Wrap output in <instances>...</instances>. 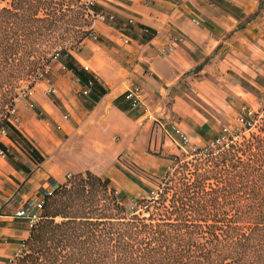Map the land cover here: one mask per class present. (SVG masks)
I'll list each match as a JSON object with an SVG mask.
<instances>
[{
	"label": "crops",
	"instance_id": "1",
	"mask_svg": "<svg viewBox=\"0 0 264 264\" xmlns=\"http://www.w3.org/2000/svg\"><path fill=\"white\" fill-rule=\"evenodd\" d=\"M94 7L113 18L97 19L98 39L81 41L83 51L71 57L75 67H89L96 88L81 102L79 79L52 68L51 84H35L34 109L21 104L10 120L37 157L0 137L26 168L0 155V264L20 252L29 232L14 212L40 187L90 171L126 199L142 195L141 183L163 177L178 155L164 125L176 123L190 140L204 142L227 129L224 121L240 107L260 103L264 0H95ZM133 85L145 107L124 98Z\"/></svg>",
	"mask_w": 264,
	"mask_h": 264
},
{
	"label": "trees",
	"instance_id": "2",
	"mask_svg": "<svg viewBox=\"0 0 264 264\" xmlns=\"http://www.w3.org/2000/svg\"><path fill=\"white\" fill-rule=\"evenodd\" d=\"M55 5L9 0L0 7V131L27 148L9 120L19 83L47 61L66 12L80 15L75 19L88 9L97 12L94 3L81 0L75 10ZM64 67L82 86L92 80L91 91L96 88V80L71 59ZM228 138L215 149H196L188 161L176 157L174 173L149 177L156 196L141 183L147 195L130 197L132 209L109 179L90 171L68 176L45 199L41 219L12 264H264V120L249 138ZM0 152L14 168L26 170L11 161L1 142Z\"/></svg>",
	"mask_w": 264,
	"mask_h": 264
},
{
	"label": "rangeland",
	"instance_id": "3",
	"mask_svg": "<svg viewBox=\"0 0 264 264\" xmlns=\"http://www.w3.org/2000/svg\"><path fill=\"white\" fill-rule=\"evenodd\" d=\"M81 1L85 3H88V1H92L95 4V0H81ZM8 2L9 0H0V7L6 6ZM75 2H77V0H56L57 5H55V7L56 8L71 7V10H75V6H74ZM87 13L88 15L85 13L83 17L78 18L79 19L78 21V19H75V17H78L80 15H78L77 13H74V11L66 12V16H64V19H66L67 21L65 24H63L61 29L54 32V36L56 37L55 39L57 40L58 44L51 50L50 54L48 55L47 61H44L42 65L29 78L19 83V87L16 91V95L13 97V100H12V109H14V111L10 116V120L17 118L16 117V111H17L16 107L21 104L25 105V109L29 111L31 109L33 110L34 104H33V101L30 99V96H32L34 89H36L35 84H37L40 81H45V80H48V82L51 84L52 80L50 77V70L55 67L57 68V70L61 69V66L64 67V62L67 61L68 58L69 60L71 59V61H73L71 54H75V53L83 51V44L81 43V41L86 40V41L91 42V39H90L91 34L96 33V30H95L96 23L92 15L89 13V11ZM79 31H82V32L79 33ZM56 52L58 53V55H55ZM63 52H66L69 55L67 59H64L62 57ZM73 77H74L73 80H75V77L77 76L74 75ZM49 83H45V88H44V92L47 95L52 94L51 91H53ZM74 92H75V89H74ZM258 97H259L260 103L256 104L254 107H251V109L256 114H255V119L252 120V126L250 128L247 129V128L242 127L240 124H238V122L235 119L236 113L240 111L241 109L240 107L237 111H235L233 119H228L224 121L223 126L227 128V131L226 132L220 131L219 135L217 136L219 137L220 135H224V139L221 141V143L211 146L210 143L214 139L217 138L215 135H213L212 137L209 136L204 142H201L196 139L195 140L191 139L190 144L196 147V149L199 148V149L205 150L207 147L215 149L217 146H220L223 143L227 142L229 140L228 138L229 136L234 138L235 141L240 142V141H243L244 139L249 138L251 133L258 132V128L260 127V125L262 124L264 120V92L260 93ZM77 98L81 102H84L83 100L87 99L85 98V96L83 97L78 96ZM85 104L88 105V103H85ZM40 117L41 115L40 116L36 115V118L34 119H37V118L40 119ZM0 137H2V134H0ZM16 140L18 142L17 144L19 145L18 147H21V149H24L27 152H29L28 148L23 142H21L19 139H16ZM195 151L196 150L193 151V150L187 149V152H183L179 149L178 155L176 157L178 159H181L182 161L184 160L188 161L193 157ZM7 153L10 157L12 156L15 157V158H12L11 161L13 160L19 163L20 160L18 158H20L21 156L17 155L15 152H12L11 149H9ZM177 158L170 160L164 175L167 174V172L174 173L176 171L177 165L179 164V162L177 163ZM211 182H213V180ZM147 183L149 184L148 186L151 187V189H153V195L156 196V191L158 188L157 185L154 183H151L150 181H148ZM146 195L147 193L145 192L142 195H138L137 198H140ZM123 204L128 209L135 208L136 206V203L132 201L131 198L125 199L123 201ZM12 262L10 264H12Z\"/></svg>",
	"mask_w": 264,
	"mask_h": 264
},
{
	"label": "built area",
	"instance_id": "4",
	"mask_svg": "<svg viewBox=\"0 0 264 264\" xmlns=\"http://www.w3.org/2000/svg\"><path fill=\"white\" fill-rule=\"evenodd\" d=\"M87 5H92V1H88L86 3ZM89 13L94 18V21L98 20H105L109 19L111 20L113 17L109 16V18H106L103 13H94L91 9H88ZM133 20H129V24H132ZM144 33H149V29H143ZM91 37L94 39H98V35L96 33H92ZM57 55V54H55ZM85 71H89V67L84 65L82 67ZM94 78V77H93ZM95 79V78H94ZM93 87V81H89L86 85L81 87L80 93L83 96L89 95L91 92V89ZM124 98L130 102L131 106L133 108H142L145 107V104L142 99V90L139 85H133L129 87L124 92ZM31 106V105H29ZM14 109H11V114L13 113ZM255 112L247 106L241 107L240 111H238L235 115V119L242 127L247 128L252 126V120L255 119ZM10 120V119H9ZM223 132H226L227 129H223ZM162 132L164 133V136L168 138L172 144H175L181 151L187 152V149L189 150H196V147L192 146L190 144V139L187 136V134L178 126L176 123H171L168 126L162 127ZM0 134L3 135V132L0 131ZM224 139V135H220L216 139H214L210 145L214 146L216 144L221 143V141ZM0 155L3 156V154L0 152ZM57 185H47L46 187H40L39 190L32 195L31 197L27 198L14 212V217L20 218L25 220L26 227L29 232L30 229H32L37 222L41 219V211L44 205V201L46 198L50 197L53 193V191L56 189ZM117 193V192H115ZM25 244L22 241L20 245V252L15 254V257H17L24 249ZM14 257V258H15ZM13 258V259H14ZM12 258L8 261L1 263V264H10L13 260Z\"/></svg>",
	"mask_w": 264,
	"mask_h": 264
}]
</instances>
